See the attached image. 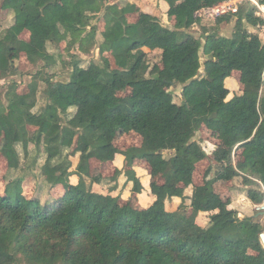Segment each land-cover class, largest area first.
Wrapping results in <instances>:
<instances>
[{
  "label": "trees",
  "instance_id": "1",
  "mask_svg": "<svg viewBox=\"0 0 264 264\" xmlns=\"http://www.w3.org/2000/svg\"><path fill=\"white\" fill-rule=\"evenodd\" d=\"M0 1V11L12 16L0 34L1 79L18 74L22 56L47 68L31 75L27 92L10 81L0 95L3 156L9 171L18 172V149L28 158L33 145L32 166L44 161L39 191L65 190L49 201L28 199L24 178L7 176L0 194V264H264V215L241 219L232 198L219 192L246 186L252 204L264 201V43L248 29H261L264 20L251 1L237 14L216 18L213 29L202 26L199 36L192 32L203 20L198 14L227 0H159L168 4L173 29L130 0ZM102 17L103 31L94 24ZM234 21L231 38L218 33ZM96 50L99 60L88 61ZM154 53L159 58L151 63ZM63 72L69 79L55 81ZM234 72L240 94L225 84ZM123 87L131 93L118 96ZM204 128L227 144L212 156L200 137ZM129 133L141 137V146L117 148V136ZM118 156L123 169L94 176L93 159L114 163ZM138 160L149 166L155 198L144 209L132 202L145 190ZM206 160L205 180L195 186L197 167ZM122 176L133 184L130 199L93 191L105 182L117 188ZM173 198L183 204L169 212L166 201Z\"/></svg>",
  "mask_w": 264,
  "mask_h": 264
},
{
  "label": "rangeland",
  "instance_id": "2",
  "mask_svg": "<svg viewBox=\"0 0 264 264\" xmlns=\"http://www.w3.org/2000/svg\"><path fill=\"white\" fill-rule=\"evenodd\" d=\"M112 3L117 2L119 0H110ZM1 5L2 2L0 1V9H1ZM165 11V9L163 7H160L158 9V12L163 13ZM133 19H135V16L132 17ZM217 17L216 16H204L203 17V27H205L206 29H213V27L215 26V19ZM132 19V20H133ZM11 21H12V16L6 12V11H0V34L11 25ZM107 19L102 17L99 21H95L94 24L98 26L99 30L103 31L105 24H106ZM169 23L170 25L172 24L170 22L169 19ZM229 26L232 27V30L230 31L231 36H227V34L225 35L226 37L231 38L232 35L234 34V30H235V26H236V21H234L233 23H231ZM173 27V26H171ZM202 25H196L194 27V29H192V32H195L197 36L201 35L202 32ZM248 29H250L251 32H256L259 34L262 42L264 43V30L263 28L259 29H253L251 27H248ZM22 38L24 40H28V34H24L22 36ZM66 47V43H62L61 44V49H65ZM73 52H77L78 50L77 48H75L73 50ZM95 53L93 55H91L90 57L87 58L88 61H90L91 59H95L96 61L99 60V51H94ZM157 53L151 54L149 56L150 62L151 63H155V61L158 60L159 56L156 55ZM106 56L110 59L111 65L113 68H115V62L113 57L111 56L110 53H107ZM63 57L67 60L70 59V57L67 54H64ZM205 62V57L202 55V63ZM43 63L39 64V65H35L31 62L28 61V59L25 56H22L21 59L19 61L16 62V66L18 68V74L16 76H12L8 79H1L0 77V95L5 93L7 91V85L9 84L10 81H15L17 82L19 85V93H25L27 92V85L32 81L31 75L42 71L43 73L47 72V68H43ZM201 73H203V69L201 70ZM240 74L238 72H234L232 77H229L226 81L225 84L226 86L231 90V92H237L236 89L238 88L239 91L240 89H242V86L240 85V80H239ZM69 79V74L68 73H61L59 77H57L55 79V81H59V80H63V81H67ZM239 85H238V84ZM238 85V86H237ZM131 93V90L128 89L127 87H123L120 88L117 91V95L118 96H126L129 95ZM173 93H175V101L177 103H180L181 99H180V89H175L173 90ZM41 105V104H40ZM31 132H34V129H31ZM200 137L203 138L204 141H209L211 143H205L203 144V146L207 149V151L211 154L213 153V151L220 145H227L225 144V141L223 139H221L220 136L214 135L211 132H209L206 128H204L200 134ZM141 142V138L136 134V133H129V134H119L115 140V146L119 149L121 148H127L128 146H137L139 143ZM4 141L2 140L0 142V194H4L5 192V188H6V184H7V176L8 178H18V177H22L24 178V195L26 196V198L28 199H33L34 197H42L44 201H49L50 199H56L59 198L61 196L64 195L65 190L62 187H57L56 189H54L51 194H48V191L45 192H40L39 188H40V184H41V179L38 178L39 176V172H40V168L43 165L44 161L42 158L39 159L38 165L32 166V160L34 159L35 156V147L33 145H30L29 147V157L27 158L25 156V153L23 152L22 148H19V153L21 154V170L15 173H11V171H9L8 169V165H7V161L5 160L4 156H3V151H4ZM210 160H206L203 163L199 164L197 167V171L195 173V177L194 180L196 183H203L205 180V173H206V169L208 168ZM143 165L145 167H147L146 164L143 163ZM91 166L94 172V176H98L101 178H106V177H110L114 174L112 168L110 166H107L105 168V166L100 165L99 163L96 162V160H92L91 161ZM217 168H213V170L211 171L210 175L208 178H213L216 174ZM37 177V178H36ZM219 187V185L217 186ZM219 192L221 193L223 199H227L229 194L228 192H223V189L220 187L219 188ZM226 193V194H225ZM132 202L135 205H138L137 203V197L133 196L132 198ZM256 212V211H255ZM261 223L264 224V219L261 220ZM19 264H27L25 261H21Z\"/></svg>",
  "mask_w": 264,
  "mask_h": 264
},
{
  "label": "crops",
  "instance_id": "3",
  "mask_svg": "<svg viewBox=\"0 0 264 264\" xmlns=\"http://www.w3.org/2000/svg\"><path fill=\"white\" fill-rule=\"evenodd\" d=\"M130 1L136 3L144 12H147L149 14L156 15V16L160 17L162 20V24L165 27L173 29V27H171V26H173L174 21L170 20V22L172 23L170 25L169 17L167 15L169 7H168V4L166 2L159 1V0H130ZM160 7H163L165 9V11L161 14H160V12H158V9ZM200 17H204V16H200ZM197 25H199V24H197ZM201 25L204 26L203 20L201 21ZM231 30H232V27L227 25V26L221 27L218 30V33L224 37H226L225 36L226 34H227V36H231V33H230ZM236 91L237 92H232V94H234V93L240 94V92H241V91H239L238 88L236 89ZM232 96L233 95H231L230 97H232ZM180 99H181V97H180ZM141 143H142V139H141V142L136 147L141 146ZM205 143H211V142L204 141V144ZM129 147L130 146H128L127 148H129ZM126 149L121 148V150H126ZM204 150L208 156H212L214 151H215L214 150L213 153L210 154L205 147H204ZM94 160H96V159H94ZM78 162H79L78 158H76L75 163H74V169H76ZM96 162L102 166H105V168L107 166H110L112 168L113 172L115 171L116 168L123 169V167H124V158L121 156H118L114 163H101L98 160H96ZM143 163L146 164L143 161H139V160L136 161V168H135L138 177H140L141 182H142L143 186L145 187V190L142 194L135 196V197H137V203L139 202L138 206L142 209L148 208L149 206H151L155 200V198L152 196L151 191H150L151 178L148 176L149 166L146 164L147 167H145L143 165ZM78 181L79 180H78L77 176H73L71 179V182L74 185L78 184ZM125 183H126L125 176H122L119 180V185L117 186V188H114V184L111 185V184L105 182L102 184L103 186L102 185H93V191L98 192V193H102L105 195L121 196L124 200H128L132 197L131 190H132L133 184L132 183L125 184ZM201 184L202 183H196L194 180L195 186H200ZM222 189H223V192H228V194H229L228 198H230V199L232 198L231 207H233L234 209L239 211V217L241 219H244L245 217H251L254 215V212H255L254 205L255 204H252L249 201V199L247 198V195L245 193L246 190L248 189V187H246V186L245 187H243V186L239 187L236 185L233 186L230 184L227 186H223ZM192 194H193V188L191 187L186 191V194H185L187 196V199H186L187 205H190L189 197H192ZM182 204H183V200L181 198H173L171 200L166 201V209L169 212H176L179 210V208ZM200 218H204V215L202 214Z\"/></svg>",
  "mask_w": 264,
  "mask_h": 264
},
{
  "label": "built area",
  "instance_id": "4",
  "mask_svg": "<svg viewBox=\"0 0 264 264\" xmlns=\"http://www.w3.org/2000/svg\"><path fill=\"white\" fill-rule=\"evenodd\" d=\"M244 1H251L257 8L256 10V16L259 18H262L264 20V6L260 5L257 1L255 0H227L213 8L207 9L205 11H202L198 14V16H216V17H221L225 16L228 14H237L240 8V5ZM264 30V26H262ZM262 192L264 195V186L262 185ZM254 209L256 212L264 213V201L261 204H255ZM261 243L264 246V232L260 235Z\"/></svg>",
  "mask_w": 264,
  "mask_h": 264
},
{
  "label": "water",
  "instance_id": "5",
  "mask_svg": "<svg viewBox=\"0 0 264 264\" xmlns=\"http://www.w3.org/2000/svg\"><path fill=\"white\" fill-rule=\"evenodd\" d=\"M217 115L216 114H214V117H216ZM260 215H264V213H261Z\"/></svg>",
  "mask_w": 264,
  "mask_h": 264
}]
</instances>
